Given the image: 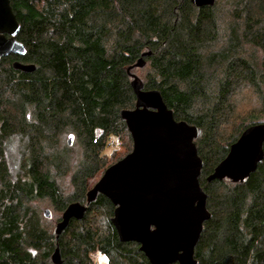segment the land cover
I'll use <instances>...</instances> for the list:
<instances>
[{
	"label": "trees",
	"instance_id": "16d2710c",
	"mask_svg": "<svg viewBox=\"0 0 264 264\" xmlns=\"http://www.w3.org/2000/svg\"><path fill=\"white\" fill-rule=\"evenodd\" d=\"M9 2L25 54L0 60V264H53L56 248L61 264H91L97 252L107 264H149L137 244L119 242L110 219L98 226L88 217L96 206V217L112 216L105 197L86 204L89 184L111 166L104 150L112 139L132 144L120 112L134 108L135 70L176 121L201 130L194 144L210 218L195 261L264 264V155L244 183L206 180L264 118V0L201 8L190 0ZM148 52L142 69L127 72ZM14 62L35 69L15 70ZM43 201L62 213L75 202L87 211L56 238L37 207Z\"/></svg>",
	"mask_w": 264,
	"mask_h": 264
},
{
	"label": "water",
	"instance_id": "95a60500",
	"mask_svg": "<svg viewBox=\"0 0 264 264\" xmlns=\"http://www.w3.org/2000/svg\"><path fill=\"white\" fill-rule=\"evenodd\" d=\"M196 8L213 6L215 0H190ZM9 0H0V60L9 55L25 54L17 41L20 25ZM143 53L132 68L142 69ZM13 69L33 72V65L19 62ZM135 105L122 110L132 140V150L124 158L108 167L100 179L86 193L89 205L97 195L105 197L114 207L111 225L119 242L135 243L149 264H197L194 258L203 224L210 218L206 208V193L199 177L203 162L197 154L194 140L201 130L174 119L157 91H145L139 79L130 74ZM66 144L71 147L74 135ZM264 123L247 127L233 143L226 157L219 162L207 182L229 180L244 183L263 159ZM87 205L69 204L52 234L58 236L72 220L83 219ZM46 219L51 211H43ZM50 260L61 264L59 249Z\"/></svg>",
	"mask_w": 264,
	"mask_h": 264
},
{
	"label": "rangeland",
	"instance_id": "374dc122",
	"mask_svg": "<svg viewBox=\"0 0 264 264\" xmlns=\"http://www.w3.org/2000/svg\"><path fill=\"white\" fill-rule=\"evenodd\" d=\"M224 1V0H221ZM134 75H137L140 79H142V73L140 70H135ZM259 123H264V118H261L260 120L256 121ZM132 149V144H129L125 142V139L122 137L121 140L117 141L116 139H112V142L106 147V149L104 150V154H105V161L106 164L108 166V164L113 165L114 163L118 162L119 160H121L122 158H124L127 154H129L131 152ZM16 149L13 148V150L11 152H8V160H9V164L11 166V171L12 173H16V164L18 161V157L16 154ZM100 174H98L94 180L89 184V188L88 190H90L94 184L100 179ZM67 180L64 182V180L61 182H59L60 185H62L64 188H66V193L68 194H72L74 191L70 189L69 184L66 183ZM69 195V196H70ZM39 206V211L40 213H42L41 211L45 210V209H49L51 211V220L50 221H45V223L48 225V228L50 229V231L52 232L55 224L58 223L61 218L62 212H58L57 210H55V208L48 203V201H43V202H38L37 207ZM97 206L96 208L93 207L90 210L89 216L90 218H95L96 219V223L98 226L103 225L105 223L106 220H109L112 216H106L105 218L103 217L102 213H100L99 217H96L98 215L97 212ZM103 217V218H102ZM91 264H107V259L97 253H93L91 256Z\"/></svg>",
	"mask_w": 264,
	"mask_h": 264
},
{
	"label": "flooded vegetation",
	"instance_id": "af4514ba",
	"mask_svg": "<svg viewBox=\"0 0 264 264\" xmlns=\"http://www.w3.org/2000/svg\"><path fill=\"white\" fill-rule=\"evenodd\" d=\"M131 150H132V149H131ZM84 206H86V205H84ZM113 210H114V207H113ZM112 217H113V212H112ZM112 217H111V218H112ZM111 218H110V220H111Z\"/></svg>",
	"mask_w": 264,
	"mask_h": 264
}]
</instances>
